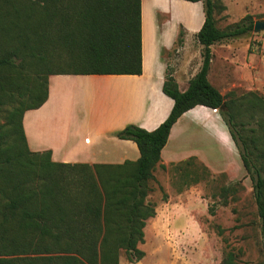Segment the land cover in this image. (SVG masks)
<instances>
[{
    "label": "trees",
    "instance_id": "16d2710c",
    "mask_svg": "<svg viewBox=\"0 0 264 264\" xmlns=\"http://www.w3.org/2000/svg\"><path fill=\"white\" fill-rule=\"evenodd\" d=\"M186 1L204 6L200 70L182 91L168 67L163 91L174 106L166 120L152 131L128 124L117 132L136 142L137 161L88 165L31 150L24 114L48 100L53 75H141L142 0H0V111L12 104L0 113V264H120L123 250L128 261H140L146 220L156 215L149 180L173 125L197 105L220 110L252 180L264 237V94L223 95L208 76L211 46L254 31L255 21L246 15L221 29L220 0ZM184 35L180 30L179 46ZM196 161L172 165L198 183L197 171L186 169ZM29 251L48 255L19 257ZM219 264H237L234 253Z\"/></svg>",
    "mask_w": 264,
    "mask_h": 264
},
{
    "label": "crops",
    "instance_id": "0c3cea01",
    "mask_svg": "<svg viewBox=\"0 0 264 264\" xmlns=\"http://www.w3.org/2000/svg\"><path fill=\"white\" fill-rule=\"evenodd\" d=\"M144 16L143 7V73L51 76H56V89L65 81L71 82L73 88L81 89L95 118L83 122L81 127L68 133L69 136L74 134L71 143L67 139L69 136L62 138L58 134L62 130L60 125L54 124L56 128L52 129L47 118L50 114L62 112L53 108L56 93L50 77L48 100L40 108L28 110L24 114L23 126L31 150H51L52 162L68 164H122L127 160L137 161L140 158L136 142L118 138L117 132L128 124L152 131L166 120L174 106V100L163 91L168 67L171 68L180 90H186L190 79L202 66L203 45L196 35L205 20L202 17L194 25L190 21L183 24L179 20L178 26L182 25L185 30L184 42L174 51L180 30L173 37L171 31L161 29L167 26H161L158 21L153 23L155 31L151 29L147 36ZM172 18L166 21L171 22ZM190 32L193 39L188 41ZM211 49L213 56L209 80L223 95L238 88L259 90L264 94V64L258 62L259 56L251 53L249 46L243 49L233 46L232 42L221 41L213 44ZM109 80H116V87L107 85ZM97 89L100 92L96 97L93 91ZM207 128L220 132V148L231 156L223 163L222 160L219 161L220 154L216 147L215 151H210L204 146V142L209 144L210 139H214L213 135L205 136ZM55 134L57 139L60 136L61 141L50 143L47 138ZM189 141H196V145L188 146ZM191 156H195L197 161L214 173H225L232 180L244 178L246 186L250 185L251 179L247 175L238 147L219 109L197 105L185 112L173 125L157 167L161 164L169 166ZM181 195L183 194H170L168 201L156 205V215L146 220L145 241L138 244L145 256L136 263L121 260L120 264H181L180 259L174 256L178 246L207 240L200 221L194 216L193 209L182 201ZM147 244L152 245V250L148 251L144 247Z\"/></svg>",
    "mask_w": 264,
    "mask_h": 264
},
{
    "label": "rangeland",
    "instance_id": "374dc122",
    "mask_svg": "<svg viewBox=\"0 0 264 264\" xmlns=\"http://www.w3.org/2000/svg\"><path fill=\"white\" fill-rule=\"evenodd\" d=\"M225 8H220L216 13L217 25L225 29L243 20L246 15H251L256 22L264 19V0H220ZM142 10L144 7V23L146 35L151 29L155 31L153 23L159 21L161 26H167L163 30L171 31L173 37L179 30H184L183 26H178V21L183 24L199 23L200 18L204 17L203 2H190L186 0H142ZM167 22L166 20H170ZM153 26V27H152ZM168 33V32H165ZM166 35V34H165ZM169 35V33H168ZM166 35V36H168ZM192 33L187 36L191 41ZM222 42H232L235 47H251V53L259 56L258 62L264 64V30L260 32H250L242 36L224 40ZM191 44V42H189ZM176 40L175 49L178 47ZM165 53V52H164ZM261 60V61H260ZM52 78V77H51ZM116 80H109L107 85H113ZM96 83H94L95 85ZM56 76L52 78V88H55L54 109H59L62 113L50 114L47 121L51 128L60 125L62 130L58 133L62 138H67L69 132L75 128L81 127L85 121L94 120L95 114L91 113L89 101L85 100L81 89L73 88L71 82H62L61 87L56 89ZM98 86V85H97ZM98 88H100L98 86ZM236 90V89H234ZM236 91H249L244 88H238ZM100 89L93 91L97 97ZM258 92H260L258 90ZM73 102V107H72ZM12 104H8L0 113H8ZM53 116V117H52ZM53 121V122H52ZM60 128V129H61ZM205 136H212L211 142L204 146L210 151L219 152V161L222 163L231 156L220 148V132L214 128H207ZM55 136H49V142H60ZM85 136V135H84ZM74 134L67 138L72 140ZM71 143V142H70ZM62 144V143H61ZM188 146H195L196 141L187 142ZM201 145V144H199ZM216 147V148H215ZM239 150V149H238ZM240 153V152H239ZM204 164L196 161V164L189 166L187 170H194L198 173V183H194V175L184 178L181 170L173 168L170 164L166 169L161 166L153 171V177L149 180L151 188L148 196L155 207L163 201H168L170 194H183L182 201L186 202L194 211V216L200 221L207 240L198 244H184L177 248L175 257L182 263L189 264H219L232 252L235 255L237 264H264V237L261 231L262 221L258 215V208L255 199L252 180L250 185L246 186L244 178L232 180L225 173H214L209 168L203 170ZM251 179V178H250ZM223 187H229L227 193L223 192ZM226 195V196H225ZM148 251L152 250V245L144 246ZM179 252V253H178ZM28 254L19 255V257H36L48 254H37L31 251ZM188 262H187V260ZM121 260L128 261L127 254L123 250L119 257Z\"/></svg>",
    "mask_w": 264,
    "mask_h": 264
},
{
    "label": "water",
    "instance_id": "95a60500",
    "mask_svg": "<svg viewBox=\"0 0 264 264\" xmlns=\"http://www.w3.org/2000/svg\"><path fill=\"white\" fill-rule=\"evenodd\" d=\"M263 30H264V19L256 21L254 24V32H260Z\"/></svg>",
    "mask_w": 264,
    "mask_h": 264
}]
</instances>
